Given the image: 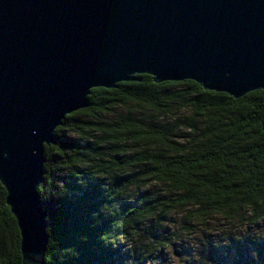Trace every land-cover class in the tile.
Returning a JSON list of instances; mask_svg holds the SVG:
<instances>
[{"label":"trees","instance_id":"16d2710c","mask_svg":"<svg viewBox=\"0 0 264 264\" xmlns=\"http://www.w3.org/2000/svg\"><path fill=\"white\" fill-rule=\"evenodd\" d=\"M136 77L92 88L44 146V264H165L183 238L199 240L184 264H264V89ZM216 218L251 232L222 240ZM0 264H22L1 183Z\"/></svg>","mask_w":264,"mask_h":264},{"label":"water","instance_id":"95a60500","mask_svg":"<svg viewBox=\"0 0 264 264\" xmlns=\"http://www.w3.org/2000/svg\"><path fill=\"white\" fill-rule=\"evenodd\" d=\"M141 74L264 89V0H0V183L22 264H44L48 243L44 146L92 88Z\"/></svg>","mask_w":264,"mask_h":264},{"label":"rangeland","instance_id":"374dc122","mask_svg":"<svg viewBox=\"0 0 264 264\" xmlns=\"http://www.w3.org/2000/svg\"><path fill=\"white\" fill-rule=\"evenodd\" d=\"M181 215L182 214H180V213L174 214V217H175L174 219L179 220L180 219L179 217ZM212 225L213 226H211V227H214V229L217 230L215 235H217V233L219 232L220 237H221L220 239L226 240V241H228L232 238L243 237V236H245L246 232H251V231H249V229H251V228H247V231H246L244 226H242L240 224H237V225L226 224L222 220L217 219V218L213 219ZM259 225H261L262 228H264V221H262ZM212 230H208L207 232L212 231ZM183 239L184 240L181 242L179 240L176 241V248L175 249L172 247H169L166 250V258L163 260V262L165 264H184L185 260L187 258H193L195 260V262L198 261V250L195 247V243H199V240H197L196 238H193L192 240L187 242L185 238H183ZM184 247H187L189 249V251L188 250L183 251ZM173 249L175 251L177 250V252L180 254V257H175L172 254ZM188 252H190V253H188Z\"/></svg>","mask_w":264,"mask_h":264}]
</instances>
